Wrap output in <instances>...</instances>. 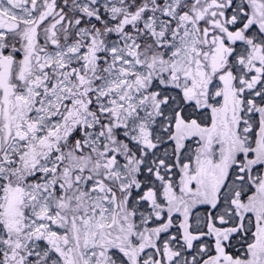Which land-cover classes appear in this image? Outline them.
Instances as JSON below:
<instances>
[{
	"label": "snow or ice",
	"instance_id": "snow-or-ice-1",
	"mask_svg": "<svg viewBox=\"0 0 264 264\" xmlns=\"http://www.w3.org/2000/svg\"><path fill=\"white\" fill-rule=\"evenodd\" d=\"M0 264H264V0H0Z\"/></svg>",
	"mask_w": 264,
	"mask_h": 264
}]
</instances>
